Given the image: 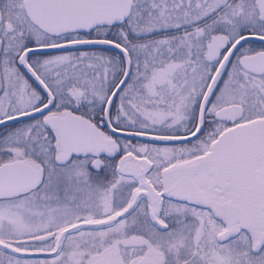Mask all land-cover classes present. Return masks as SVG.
Listing matches in <instances>:
<instances>
[{
	"label": "snow or ice",
	"instance_id": "1",
	"mask_svg": "<svg viewBox=\"0 0 264 264\" xmlns=\"http://www.w3.org/2000/svg\"><path fill=\"white\" fill-rule=\"evenodd\" d=\"M0 264H264V0H0Z\"/></svg>",
	"mask_w": 264,
	"mask_h": 264
}]
</instances>
